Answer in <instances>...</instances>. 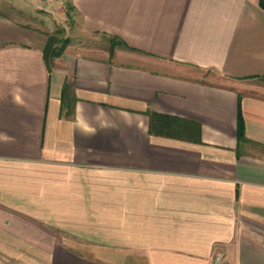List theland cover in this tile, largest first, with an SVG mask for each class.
Instances as JSON below:
<instances>
[{"label": "crops", "instance_id": "0c3cea01", "mask_svg": "<svg viewBox=\"0 0 264 264\" xmlns=\"http://www.w3.org/2000/svg\"><path fill=\"white\" fill-rule=\"evenodd\" d=\"M70 1L121 62L0 0V264H264L259 0Z\"/></svg>", "mask_w": 264, "mask_h": 264}, {"label": "rangeland", "instance_id": "374dc122", "mask_svg": "<svg viewBox=\"0 0 264 264\" xmlns=\"http://www.w3.org/2000/svg\"><path fill=\"white\" fill-rule=\"evenodd\" d=\"M46 1L44 0V29L53 38L56 47L61 46V40L66 38L68 42L63 52L94 58H106L117 63L122 61V59L112 56L111 52L118 49V47L112 48L108 37L83 29L80 17L74 11L70 0H48V4H46ZM34 13H36V19L34 18V24L36 25L39 24V22L37 23V17L41 19L43 15L41 17L37 15V12ZM204 76L210 77L214 74L205 72ZM254 83L258 86L257 89L264 92V80L258 79Z\"/></svg>", "mask_w": 264, "mask_h": 264}, {"label": "trees", "instance_id": "16d2710c", "mask_svg": "<svg viewBox=\"0 0 264 264\" xmlns=\"http://www.w3.org/2000/svg\"><path fill=\"white\" fill-rule=\"evenodd\" d=\"M258 3L264 9V0H259ZM110 41H111V47L112 48H115V47L119 48V47H122V46L126 47V44H124V42L121 39H119V38L111 37ZM67 42H68V40L66 38L65 39L63 38L61 40V46L56 47L54 45L53 38L51 36H49L47 44H46V47L44 49V59H45V61L48 62L50 59L59 56L63 52V49L66 46ZM111 54H112V52H111ZM62 93L64 95V96H62V107L64 108L66 106L67 115H69V113L72 112L73 106H72V109H71V107H70L71 105L69 103L70 102V98L65 97L66 93H67V85L63 86ZM238 131H239V120H238Z\"/></svg>", "mask_w": 264, "mask_h": 264}]
</instances>
